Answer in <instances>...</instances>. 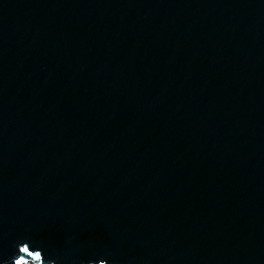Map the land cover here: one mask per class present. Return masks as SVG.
Segmentation results:
<instances>
[{
    "label": "water",
    "instance_id": "95a60500",
    "mask_svg": "<svg viewBox=\"0 0 264 264\" xmlns=\"http://www.w3.org/2000/svg\"><path fill=\"white\" fill-rule=\"evenodd\" d=\"M0 264H264V0H0Z\"/></svg>",
    "mask_w": 264,
    "mask_h": 264
},
{
    "label": "snow or ice",
    "instance_id": "6c2138e0",
    "mask_svg": "<svg viewBox=\"0 0 264 264\" xmlns=\"http://www.w3.org/2000/svg\"><path fill=\"white\" fill-rule=\"evenodd\" d=\"M23 251L27 252V251H28V249H27V248H24V249H23ZM37 258H38V257H37Z\"/></svg>",
    "mask_w": 264,
    "mask_h": 264
}]
</instances>
